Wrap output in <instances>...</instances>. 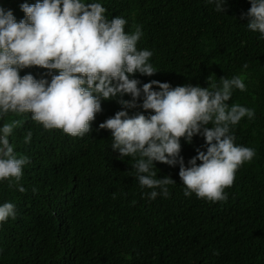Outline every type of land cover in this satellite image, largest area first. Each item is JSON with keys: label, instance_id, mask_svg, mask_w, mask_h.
I'll use <instances>...</instances> for the list:
<instances>
[{"label": "trees", "instance_id": "trees-1", "mask_svg": "<svg viewBox=\"0 0 264 264\" xmlns=\"http://www.w3.org/2000/svg\"><path fill=\"white\" fill-rule=\"evenodd\" d=\"M23 2L4 0V6L19 20ZM101 3L109 19L126 18L125 31L142 28L137 47L152 50L149 59L158 71L132 74L141 84L158 79L211 87L241 75L247 88L234 89L228 103L254 108L255 116L246 115L231 132L235 143L254 147L256 155L236 170L224 189L227 199L215 201L185 194L179 164L154 161L157 178L169 175L175 183L167 186L168 195L152 199L145 195L152 189L136 175L138 157L121 156L111 130L99 127L122 107L116 99L102 100L83 136L44 128L30 112L8 113L0 124L22 121L9 140L30 159L20 181L0 180V203L16 205V216L0 226V264H264V36L242 15L251 0H226L224 11L213 0ZM27 72L51 79L43 66L20 70ZM135 111L152 110L129 109ZM181 146L186 165L198 149L206 150L200 134L191 142L181 137Z\"/></svg>", "mask_w": 264, "mask_h": 264}, {"label": "clouds", "instance_id": "clouds-1", "mask_svg": "<svg viewBox=\"0 0 264 264\" xmlns=\"http://www.w3.org/2000/svg\"><path fill=\"white\" fill-rule=\"evenodd\" d=\"M213 2L216 10L224 11L226 0ZM20 7L25 15L17 20L11 8L0 4V119L8 113L30 112L44 128L83 136L91 132L102 100L116 99L122 107L99 127L111 130L112 147L121 156L138 157L134 167L139 183L152 189L145 195L154 199L162 192L166 196L167 186L175 183L169 175L157 178L152 166L161 161L179 164L186 195L195 192L213 201L227 199L224 189L233 184L236 170L256 155L254 147L235 143L231 132L243 117L255 116L254 108L228 103L234 89L247 88L241 75L223 78L211 87L172 86L158 79L141 84L132 74L158 71L149 59L152 50L137 47L142 28L137 25L134 31H125L126 18L109 19L101 0H24ZM242 15L249 17V29L264 36V0H251ZM33 65L47 68L51 79L20 74ZM125 94L131 98L125 99ZM137 106L152 111L129 112ZM21 123L12 119L0 124V180L10 183L22 179L30 159L17 154L9 140ZM194 134L204 136L206 150L198 149L186 165L181 137L191 142ZM31 138L29 130L24 141ZM17 187L26 190L23 184ZM15 216L12 201L0 203V226Z\"/></svg>", "mask_w": 264, "mask_h": 264}, {"label": "crops", "instance_id": "crops-1", "mask_svg": "<svg viewBox=\"0 0 264 264\" xmlns=\"http://www.w3.org/2000/svg\"><path fill=\"white\" fill-rule=\"evenodd\" d=\"M0 4L4 5V0H0Z\"/></svg>", "mask_w": 264, "mask_h": 264}]
</instances>
